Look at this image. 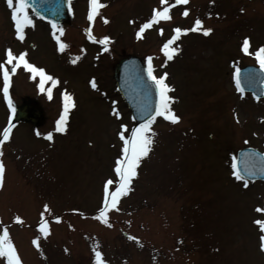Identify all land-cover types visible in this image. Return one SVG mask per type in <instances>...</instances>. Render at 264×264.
Masks as SVG:
<instances>
[{
  "label": "rangeland",
  "instance_id": "374dc122",
  "mask_svg": "<svg viewBox=\"0 0 264 264\" xmlns=\"http://www.w3.org/2000/svg\"><path fill=\"white\" fill-rule=\"evenodd\" d=\"M72 2L74 14L60 31L67 47L60 51L54 32L48 33L52 26L39 20L24 28L29 36L21 41L12 10L0 0V62L6 60V49L16 55L26 51L30 63L59 81H45L41 91L40 77L21 65L10 74L5 98L0 70V133L12 126L10 139L0 145L5 165L0 232L8 228L22 264H96L94 248L106 264H264V232L254 223L264 220V212L256 211L264 208V181L245 186L232 174L240 148L264 152V98L254 103L234 85L236 70L257 62L242 51L244 38L252 42L251 51L264 46V0H101L96 36L115 39L103 55L99 45L82 49L89 0ZM168 5L171 19L154 23L138 37L153 9ZM197 18L212 31L181 34L171 45L178 51L168 59L162 47L174 28L191 29ZM77 44L75 63L69 64L71 54L65 53ZM131 52L152 55L157 77L168 74L166 83L173 88L168 95L175 98L170 106L181 119L172 123L156 117L150 151L130 191L120 197L119 211L110 209L105 224L97 215L105 181L118 179L114 167L123 148L118 133L127 137L137 127L113 80L115 64ZM92 79H98L96 89L88 87ZM65 91L75 94L77 105L60 133L55 128L63 97L57 96ZM25 96L44 112L39 126L12 123V109ZM42 212L47 236L35 230ZM17 215L22 222L15 221ZM66 215L61 223L51 222ZM37 237L39 249L32 243Z\"/></svg>",
  "mask_w": 264,
  "mask_h": 264
},
{
  "label": "snow or ice",
  "instance_id": "6c2138e0",
  "mask_svg": "<svg viewBox=\"0 0 264 264\" xmlns=\"http://www.w3.org/2000/svg\"><path fill=\"white\" fill-rule=\"evenodd\" d=\"M8 7L12 10L11 11V18L14 21L15 27V34L16 36L23 41L25 38L24 28L29 25H33V20L28 14V0H6ZM161 3H166V0H161ZM176 4H187L188 0H175ZM89 12H88V20L92 21L94 17L98 14L101 7L104 5L101 3V0H89ZM172 5H168L164 7L162 10L153 9V15L151 18L145 22L141 27L140 30L137 32V36L140 37L141 33L150 28L154 23H159L161 20H170L171 15L169 9ZM182 15L187 16L188 10L185 9ZM104 22L107 23V18H103ZM202 21L197 18L194 21V25L191 29L189 28H174V35L165 42L162 47V51H164L165 55L168 59H172L174 53L178 51L177 47H172L173 41L176 40L181 34H186L189 31H202L204 35H208L212 29L211 28H202ZM52 27L55 29L56 24L53 23ZM60 31H63L62 29ZM160 33L162 34L163 29H159ZM59 43V50L63 51L67 45L63 42H60L59 37H56ZM109 37L105 36L100 41L101 43H107L109 41ZM250 46V39L245 37L243 43L241 45L242 51L249 55H255L257 62L259 63L260 69L264 71V46L258 48L255 53L249 52ZM6 60L4 62H0V70L3 73V92L5 98H8L9 95V83H10V74L15 73L17 68L21 65L24 69L28 70L33 74V76L38 75L40 77V90L45 91V81H51L53 85L57 84L59 81L46 73V71L41 68L37 67L34 64L28 61L27 52L23 51L20 52L18 55L14 54L13 51L9 48L6 49ZM75 63V61H73ZM11 65V69L9 70L8 67L5 65ZM240 70H236V87L240 92H243L244 89L241 88V79L239 75ZM147 75L151 81L154 82L157 92V102L155 105L154 112L148 116L147 119L144 120L143 123H140L139 126L132 128L131 135L125 136L124 132L118 133L121 141L123 142L122 148V156L118 158L115 162L114 172L117 176V180H113L111 178L107 179L104 183V198L102 202V207L98 210L97 219H100L105 224H108L107 213L110 209H114L119 211L117 204L119 202L120 197L126 195L130 191L129 185L131 184L132 178L137 176V167L139 166L141 159L146 157L150 151L151 145L153 144V137L156 135L154 130L151 128V125L155 122L157 116L163 117L165 120L170 121L172 123H177L180 121V116L176 115L171 108L170 104L175 99L174 97L168 95L170 91H173V88L166 83L167 73L157 77L154 75V69L152 65V58L148 57V67H147ZM91 87L96 88L97 85L95 80L93 79L91 82ZM49 98H51V87L47 89ZM63 111L56 121V128L55 131L63 133L66 130L69 110L75 107V101L71 93L63 92ZM9 107L12 108V102L9 99ZM13 112L15 109H12ZM115 111V109H114ZM119 115V113H116ZM122 128L126 129V125H121ZM12 130L11 124L4 128L2 133H0V145H3L4 142L10 139V133ZM37 135H40L37 132ZM46 138L51 141L53 139V133L48 132L45 134ZM2 150H0V156H2ZM233 176L236 177L238 180H243L244 176L241 174V171L237 167L236 157H233ZM250 175H254V172L247 166L244 169ZM4 172H5V165L2 160H0V187H3L4 181ZM245 186H247L245 182ZM45 211L49 210V206L45 204L44 206ZM256 211L264 212V208L257 207ZM15 221L22 222V218L20 216L14 217ZM55 219L57 221L60 220L59 216H56ZM257 225H259L260 230L264 232V220H256L254 221ZM40 232L47 236L49 234V224L48 221L44 219V213H41V221L39 224ZM130 239H137L136 237H130ZM39 237L34 238L32 243L37 247L40 248L39 244ZM260 248L264 250V235L260 236ZM95 253V260L96 264H106V262L102 259V253L95 248L93 249ZM67 251V249H66ZM0 257L5 258V264H22V261L18 255L16 247L11 239L10 233L7 227H4L2 232H0Z\"/></svg>",
  "mask_w": 264,
  "mask_h": 264
},
{
  "label": "water",
  "instance_id": "95a60500",
  "mask_svg": "<svg viewBox=\"0 0 264 264\" xmlns=\"http://www.w3.org/2000/svg\"><path fill=\"white\" fill-rule=\"evenodd\" d=\"M28 4L32 6L35 10L39 11L45 17L52 18L55 21H62L66 18V1L65 0H28ZM253 73V69H245L242 72V75ZM120 77V67L117 69V78ZM257 79L262 80L261 75H257ZM123 94L130 104L133 107V112L137 121H143L152 114L154 110V104L151 103L150 107H146L145 104L141 103L144 101L141 94L138 92V87L136 86L132 91L127 88L123 91ZM135 106L139 107L136 108ZM29 116V117H25ZM26 119L28 121L32 120L36 122L39 118V112L32 107H21L17 111V119ZM256 154V152H255Z\"/></svg>",
  "mask_w": 264,
  "mask_h": 264
}]
</instances>
